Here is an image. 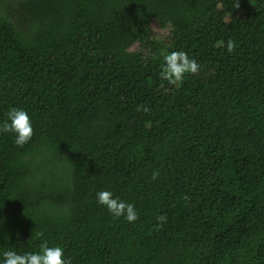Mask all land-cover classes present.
Listing matches in <instances>:
<instances>
[{
    "label": "trees",
    "instance_id": "1",
    "mask_svg": "<svg viewBox=\"0 0 264 264\" xmlns=\"http://www.w3.org/2000/svg\"><path fill=\"white\" fill-rule=\"evenodd\" d=\"M19 2L0 0V118L23 107L34 135L0 134V252L264 264V0ZM173 50L200 64L179 86L158 75ZM102 189L138 219L113 217Z\"/></svg>",
    "mask_w": 264,
    "mask_h": 264
},
{
    "label": "clouds",
    "instance_id": "2",
    "mask_svg": "<svg viewBox=\"0 0 264 264\" xmlns=\"http://www.w3.org/2000/svg\"><path fill=\"white\" fill-rule=\"evenodd\" d=\"M235 7H239V0H235ZM225 47L227 52L231 53L235 48L234 41L229 39ZM199 70L200 64L195 58L190 57L182 50H173L163 56L158 75L170 84L179 86L186 74H196ZM2 133L12 134L17 146L23 147L27 144L34 135L33 122L29 112L23 107L10 106L0 118V134ZM157 176L158 172H154L152 179L155 180ZM96 202L106 208L113 217H123L130 223L138 219L135 205L115 196L108 189L96 192ZM157 220L160 222L157 227H160L166 217L160 215ZM0 264H71V261L65 256L62 246H49L47 241H42L38 251L20 253L10 248L0 252Z\"/></svg>",
    "mask_w": 264,
    "mask_h": 264
},
{
    "label": "rangeland",
    "instance_id": "3",
    "mask_svg": "<svg viewBox=\"0 0 264 264\" xmlns=\"http://www.w3.org/2000/svg\"><path fill=\"white\" fill-rule=\"evenodd\" d=\"M13 7H14V10L17 9V10H20L21 9V5H20V2L19 0H13ZM247 11V5L245 3H242L241 5H239L238 7V13L239 14H243ZM225 19L227 21H229L230 19V16L227 15L225 17ZM151 27H152V32H153V38L157 39V40H164L167 33H168V28H162L158 25V23L156 21H153L152 24H151ZM137 48V45L134 46Z\"/></svg>",
    "mask_w": 264,
    "mask_h": 264
}]
</instances>
